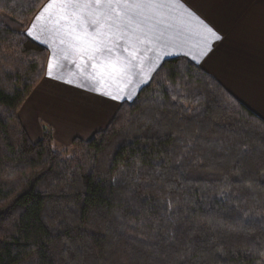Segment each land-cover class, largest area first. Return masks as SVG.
Returning <instances> with one entry per match:
<instances>
[{
  "label": "trees",
  "instance_id": "obj_1",
  "mask_svg": "<svg viewBox=\"0 0 264 264\" xmlns=\"http://www.w3.org/2000/svg\"><path fill=\"white\" fill-rule=\"evenodd\" d=\"M45 1L0 0V264H263L264 119L188 58L89 139H29Z\"/></svg>",
  "mask_w": 264,
  "mask_h": 264
},
{
  "label": "crops",
  "instance_id": "obj_2",
  "mask_svg": "<svg viewBox=\"0 0 264 264\" xmlns=\"http://www.w3.org/2000/svg\"><path fill=\"white\" fill-rule=\"evenodd\" d=\"M48 3L46 0L40 6L25 29L30 39L47 49L44 74L18 111L31 141L39 140L44 128L50 129L58 145L89 139L106 127L122 101L136 96L163 60L176 56L188 58L213 75L264 119V0H184L222 34L226 33L225 39L217 43L209 38L208 50L201 55L202 37L177 19L160 47L141 49L138 61L143 63L134 70L137 75L105 76L102 82L99 75L90 78L92 69L82 62L80 54L60 42L62 38L67 41V37L56 30V6L35 20ZM97 92L118 94L123 99L112 101Z\"/></svg>",
  "mask_w": 264,
  "mask_h": 264
},
{
  "label": "snow or ice",
  "instance_id": "obj_3",
  "mask_svg": "<svg viewBox=\"0 0 264 264\" xmlns=\"http://www.w3.org/2000/svg\"><path fill=\"white\" fill-rule=\"evenodd\" d=\"M52 6H56V30L67 37V41L62 38L60 42L79 53L82 62L92 69L90 78L99 75L101 82L105 76L137 75L134 70L143 63L138 61L141 49L160 47L177 19L202 37L201 55L208 50L209 38L218 43L227 35L184 0H49L35 20ZM78 70L83 69L78 66ZM97 95L112 101L123 99L110 92Z\"/></svg>",
  "mask_w": 264,
  "mask_h": 264
},
{
  "label": "rangeland",
  "instance_id": "obj_4",
  "mask_svg": "<svg viewBox=\"0 0 264 264\" xmlns=\"http://www.w3.org/2000/svg\"><path fill=\"white\" fill-rule=\"evenodd\" d=\"M157 68H158V67H157ZM157 68H156V69H157ZM154 72H155V71H154ZM152 75H153V74H152ZM143 86H144V85H143ZM263 264H264V258H263Z\"/></svg>",
  "mask_w": 264,
  "mask_h": 264
}]
</instances>
